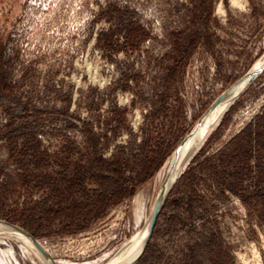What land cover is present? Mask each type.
<instances>
[{
    "label": "rangeland",
    "instance_id": "1",
    "mask_svg": "<svg viewBox=\"0 0 264 264\" xmlns=\"http://www.w3.org/2000/svg\"><path fill=\"white\" fill-rule=\"evenodd\" d=\"M263 56L264 0H0V220L106 264ZM192 151L132 264H264V67ZM7 233L0 264H45Z\"/></svg>",
    "mask_w": 264,
    "mask_h": 264
},
{
    "label": "bare ground",
    "instance_id": "2",
    "mask_svg": "<svg viewBox=\"0 0 264 264\" xmlns=\"http://www.w3.org/2000/svg\"><path fill=\"white\" fill-rule=\"evenodd\" d=\"M263 65H264V56L262 57L261 60L257 61V63L253 66V69L250 70V72L258 70ZM247 82H248V76H245L241 80H239L236 84H234L229 93V98L221 101L214 108H210L203 116V118L200 120L199 124L195 127V129H193L191 133L187 135L186 138H184V140L180 143L178 149L172 154L169 160L168 168H167V172L170 169L169 175L165 183L163 182L161 186H164L165 189H168L170 187V185L173 183L174 179L178 176L180 170L182 169L188 154L209 133L213 124L219 119L220 115L230 104V100L246 85ZM150 215L146 220V222L144 223V225H142L141 228H139L129 239H127L123 245H121V248L118 250V252H116L106 262V264H132V262L135 260L137 255L140 253L144 241L146 239L149 228ZM3 229L7 231L9 234H13L17 238L22 240L24 242L23 244H26V246L30 250L36 253V256L41 258L45 264H49L47 260H45L41 256V254L37 251L35 245L32 243L29 237H27L23 233L14 231L7 226H5Z\"/></svg>",
    "mask_w": 264,
    "mask_h": 264
},
{
    "label": "water",
    "instance_id": "3",
    "mask_svg": "<svg viewBox=\"0 0 264 264\" xmlns=\"http://www.w3.org/2000/svg\"><path fill=\"white\" fill-rule=\"evenodd\" d=\"M264 65L262 67H260L258 70L256 71H253V72H248L245 76H248V81H251L252 79H254L258 72L260 71L261 68H263ZM244 76V77H245ZM236 84V83H235ZM233 87V86H232ZM230 87L229 89H227L222 95H220L216 100L215 102L212 104L211 108H214L217 104H219L221 101H223L224 99H226L228 96H229V93L231 91V88ZM199 124V123H198ZM197 126V125H196ZM195 129V128H194ZM178 149V148H177ZM176 149V150H177ZM170 170V169H169ZM169 170L168 172L166 173V176H165V179H164V183L165 181L167 180L168 178V175H169ZM173 184V183H172ZM172 184L170 185V187L168 189H165L164 186H161L156 198H155V201H154V205H153V208H152V211H151V215H150V222H149V228H148V233H147V236H146V239L144 241V244H143V247L140 251V253L137 255V257L135 258V260L132 262L134 263L138 257L140 256V254L143 252L144 248L146 247L147 245V242L149 241L150 237H151V234H152V231H153V228H154V225L156 223V220L158 218V215L160 213V210H161V207H162V204H163V201L165 199V196L166 194L168 193V191L170 190ZM5 226L11 228L12 230L14 231H17V232H20V233H23L24 235H26L27 237H29V239L32 241V243L35 245L37 251L41 254V256L47 260V262L49 264H56L55 261L51 258V256L47 253V251L41 246V244L35 239L33 238L32 235H30L27 231H25L24 229L12 224V223H9V222H6V221H3V220H0V230H2ZM4 230V229H3Z\"/></svg>",
    "mask_w": 264,
    "mask_h": 264
}]
</instances>
